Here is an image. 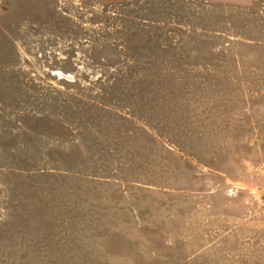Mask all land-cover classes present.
Segmentation results:
<instances>
[{
	"label": "rangeland",
	"instance_id": "rangeland-1",
	"mask_svg": "<svg viewBox=\"0 0 264 264\" xmlns=\"http://www.w3.org/2000/svg\"><path fill=\"white\" fill-rule=\"evenodd\" d=\"M0 264H264V0H0Z\"/></svg>",
	"mask_w": 264,
	"mask_h": 264
}]
</instances>
